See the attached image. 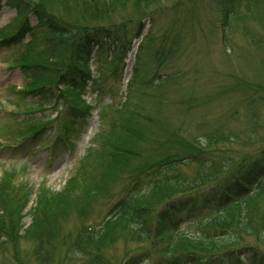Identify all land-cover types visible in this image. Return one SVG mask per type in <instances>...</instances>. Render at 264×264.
Segmentation results:
<instances>
[{
	"label": "rangeland",
	"instance_id": "obj_1",
	"mask_svg": "<svg viewBox=\"0 0 264 264\" xmlns=\"http://www.w3.org/2000/svg\"><path fill=\"white\" fill-rule=\"evenodd\" d=\"M21 1L30 7L24 13L30 30L17 38L25 24L18 18L24 6L18 0H0V180L10 184L9 211L15 220L20 200L30 203L22 211L23 231L0 232V264H140L138 254L150 242L128 221L98 237L93 232L102 229L111 208L124 199L119 194L125 187L136 181L146 187L153 180L134 175L128 167L137 170L146 158L150 165L172 157L183 160L193 150L217 165L264 155V0L251 3L252 13L246 9L249 3H237L241 15L228 29L229 42L223 37L222 0H154L150 7L137 0H129L128 6L117 0L106 5L105 0H93V6L87 3L82 8L75 4L78 0ZM151 8L158 11L149 14ZM36 9L49 14L50 21L64 24L74 36L40 32L38 24L48 21L41 20ZM99 25L114 34L118 27L125 28L127 41L122 49L109 43L106 50L96 47L93 53L85 52L92 59L81 62L87 61L83 68L95 82H88L83 91H71L59 84L67 64L60 59L69 57L72 38L79 40L84 31L98 30ZM11 36L13 42L20 40L17 45L4 41ZM57 56L60 59L54 60ZM37 71L42 72L41 79L30 83ZM243 80L254 85L261 98L255 105L242 101ZM38 83L42 87H36ZM43 87L52 91V97H61L50 104ZM49 123L51 130L22 140L40 124ZM134 123L139 127L136 132ZM67 124L69 144L61 136ZM58 135L59 141L47 143ZM123 139L133 141L145 157L117 165L114 173L102 167L100 174L96 158L112 154L114 144ZM184 164H176V169L191 181L203 176L208 182L205 173L213 172L195 162L183 169ZM107 171L105 188L96 184L91 197L81 200L85 180L93 175L99 181ZM179 180L164 184L156 194L180 190ZM156 194L141 192L134 195L135 202L145 208L155 202ZM42 197L52 204L67 198L68 207L52 217L49 230L25 232L32 223L27 214ZM253 201L252 222L264 224V198ZM236 206L232 204V212L239 210ZM184 228L198 232L188 224ZM263 233L250 232L249 238Z\"/></svg>",
	"mask_w": 264,
	"mask_h": 264
},
{
	"label": "trees",
	"instance_id": "obj_2",
	"mask_svg": "<svg viewBox=\"0 0 264 264\" xmlns=\"http://www.w3.org/2000/svg\"><path fill=\"white\" fill-rule=\"evenodd\" d=\"M25 1L33 3L32 0ZM92 1L93 0H78V2L75 1V4L78 5L79 8H82V6H86L87 3L93 6L91 3ZM240 1L239 3L237 0H222L224 3L222 9V23L224 27L223 37L226 42H229L228 29L231 27L233 20H237L241 15V11L236 7L237 3L238 6L244 2L249 3L245 6L247 10H251V3H254L255 0ZM143 2L145 6L147 3L149 7L150 4H154V0H137L139 4H143ZM104 3L105 5L108 4L109 0H105ZM104 3L102 2L101 5H104ZM116 3L126 6L129 0H117ZM17 4L24 6V9L21 8L18 14V18L21 20L23 19L22 22L25 23L22 25L17 35V38H20L22 34L26 32L29 33L30 27L26 24L28 22V16H24V13H27L26 10L28 5L23 4L21 0H18ZM36 11L41 12L43 18L41 20L48 21H41L38 24L36 29L40 32L46 31V33H52L56 36H74L72 30L65 27L64 24L63 26L59 21V23L50 21V15L46 12L42 13L41 9H36L35 12ZM114 11L115 8L112 12ZM157 11V9H147L149 14H154ZM252 12L253 10L249 13ZM148 17L149 16H147V18ZM96 27L100 29L91 30L89 33L84 31L79 40L77 39L78 36L77 38L75 36L71 39V43H69V39L65 41L66 45L69 43L71 51L69 57L65 56L61 59L58 58V56L54 57V60L60 59L62 61H67L68 65L66 64L65 70L59 75V84L71 91H80L81 89L83 91L86 89V84L89 80L91 81V78H89L83 68V65L87 63V61L84 64L81 62V60L85 58L89 60L92 59L91 56H84L83 54L85 52L87 54L88 52L93 53L96 47L106 49L109 43L118 45L122 49L127 41L125 28H116L117 30L114 34L111 29L104 25ZM164 37L165 36L161 35V42H164ZM9 40L4 41L9 43V46H12L17 45L19 39L16 42H13L14 40ZM159 56L160 49L157 52V58ZM262 59V65L264 66V57H262ZM95 61L100 63L101 60L96 59ZM41 71H37L38 74H36V77H30L33 78L30 83L41 79ZM32 74L35 75V72H32ZM242 84L245 87L243 91L245 95L242 97V101L255 105L261 100L260 96L256 94L254 85H250L246 80H243ZM37 85L42 87L43 84L41 85L38 83L36 87ZM32 89L25 90V93L29 94L32 92ZM43 90L47 93L45 97L47 99L50 97V104L53 102L55 103L56 97H61V94L52 97V91H49L46 87H43ZM136 117L139 118L137 114ZM29 119L30 122H32L34 117ZM51 124H40L30 135H26L22 140L30 141L33 138H38L47 128L51 130L49 127ZM68 128L69 126L67 124V132L61 135L65 142H68L67 134L68 131H70ZM133 128L136 132L139 127L134 123ZM57 137H59V135ZM218 137L220 136H217V138ZM52 139L53 138H50L48 142H53ZM59 139L60 137L57 141H59ZM221 139L225 140L224 137ZM135 145L133 141L130 142L123 139L114 144L115 151L112 154L107 152L103 156H98V158H96V168L100 169V174H102L104 170H110L114 173V168L117 165L120 167V165L126 162L130 164L132 159L136 161L137 159L145 157L136 149ZM203 147H205V145H203ZM227 161L223 160L217 165L216 162L211 163L209 158L200 157L198 155V150H193V154L191 153L183 160L172 157L158 164L150 165L149 163L152 161L146 158L139 163L140 168L137 170L132 168L134 165L128 167V169L131 168L133 170L134 175H148L153 180L150 181V184L146 185V187L144 184L137 181L135 182V186L131 188L125 187L119 194V196L124 199L111 208L109 217L104 221L105 223L102 229L99 231L94 230L93 232H98L96 234V237H98L104 232H109L111 229L114 230L122 221H128L130 226L134 228V231L141 232L150 242L148 249L138 254L141 256L140 264H264V233L254 237L253 240L249 238L250 232H264V224H262V222L256 225L252 222L253 216L250 209L252 206L251 204L255 203L253 201L254 199L257 197L264 198V155L256 157L251 161H247L246 159L234 161L233 158ZM184 162L183 169L187 167L189 162L190 164L195 162L202 170L206 168L208 171H213L205 173L209 175L208 178L205 179L208 182L203 181V176L199 178L196 176L193 181L188 180L186 174L180 173V171L176 169V164ZM168 166H172L171 170ZM218 166L219 170H217ZM106 173L105 177L99 178V181L98 178L94 179L95 177H93V175H90L92 177H89L88 181L87 179L85 180L86 182H84V185L86 187V194L81 200H86L91 197L88 195L94 192L92 188L96 186V184L105 188L104 183L107 181L106 177L110 174L108 171ZM171 173L177 174H175L174 177H170ZM82 175L85 177L88 176V171H85ZM178 177H181L178 184L180 189L177 190L178 192L174 190L175 192L167 196L162 195V191L159 195L156 194L160 191V187L175 181ZM138 179H140V177H138ZM9 186L10 184L8 182L0 180V232L23 231L22 220L25 216L22 214V211L29 205L30 201L25 198L20 200L23 204H20V209L17 211V219L15 220L13 218L15 215L12 213L13 210L9 211V202L12 196L9 191ZM147 190L156 194L157 199L153 204H148L144 208L140 206L139 203L135 202L134 195ZM41 199V201L36 200L35 205L30 208L27 214L31 216L32 223L25 232L42 233L47 229L49 230L52 217L55 216L57 212L63 211L68 207V205H66L68 204L67 198L59 204L44 203L46 202L44 201V197ZM164 199H166V201ZM234 203L237 204L236 208H239V210L232 212L233 210L231 207ZM77 206L80 205L78 204ZM82 210L85 211V208H82ZM210 212L212 213L210 214ZM6 217H9L10 221L6 220ZM186 224L190 227L197 228L198 232H185L184 227ZM106 225H108V227H105Z\"/></svg>",
	"mask_w": 264,
	"mask_h": 264
}]
</instances>
